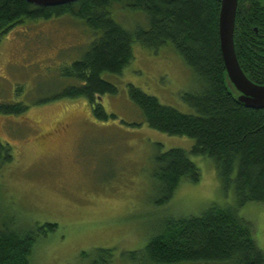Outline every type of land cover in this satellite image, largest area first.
<instances>
[{
	"label": "rangeland",
	"instance_id": "rangeland-1",
	"mask_svg": "<svg viewBox=\"0 0 264 264\" xmlns=\"http://www.w3.org/2000/svg\"><path fill=\"white\" fill-rule=\"evenodd\" d=\"M111 12L127 30L146 25L141 13ZM91 39L80 21L67 18L22 23L0 34V101L28 107L21 116L0 118V145L8 144L12 157L0 167V230L56 226L37 242L31 264H146L131 254L142 251L165 220L235 206L215 163L190 153L194 141L150 129L128 97L133 86L193 114L183 98L199 92L200 80L171 44L146 49L134 43L122 74L103 76L117 89L100 99L114 118L96 119L85 99L53 100L66 85L61 68ZM169 150L184 151L200 180L183 181L162 207L154 159ZM239 217L252 223L264 252V204L247 205Z\"/></svg>",
	"mask_w": 264,
	"mask_h": 264
},
{
	"label": "trees",
	"instance_id": "trees-1",
	"mask_svg": "<svg viewBox=\"0 0 264 264\" xmlns=\"http://www.w3.org/2000/svg\"><path fill=\"white\" fill-rule=\"evenodd\" d=\"M263 4L264 0H238L234 27L238 63L249 81L260 86H264ZM115 7L143 14L145 27L132 31L119 25L112 17ZM219 11V0H81L54 8L36 7L25 0H0L3 36L22 23L64 18L80 21L91 33V41L77 60L61 68L60 78L66 85L53 100L85 99L98 120L114 118L105 113L100 99L117 94L103 76L122 74L133 59L134 43L146 49L171 44L200 80L199 92L183 98L193 114L161 105L133 86L128 87V97L150 129L194 141L190 153L215 163L221 183L233 189L235 206L165 220L145 248L131 254L133 260L146 264H264L252 223L239 217L247 205L264 204V110L246 108L227 87ZM27 110L22 103L0 101V118L18 117ZM11 161L8 144L0 145V167ZM154 161L159 206L173 199L183 181L196 184L200 180L198 168L184 151L159 153ZM55 229L49 224L35 231L5 225L0 230V264H31L37 242Z\"/></svg>",
	"mask_w": 264,
	"mask_h": 264
},
{
	"label": "water",
	"instance_id": "water-1",
	"mask_svg": "<svg viewBox=\"0 0 264 264\" xmlns=\"http://www.w3.org/2000/svg\"><path fill=\"white\" fill-rule=\"evenodd\" d=\"M36 7L54 8L81 0H25ZM218 19L220 51L223 59L226 84L237 102L248 109L264 110V86L249 81L243 73L234 48V27L238 0H219Z\"/></svg>",
	"mask_w": 264,
	"mask_h": 264
},
{
	"label": "flooded vegetation",
	"instance_id": "flooded-vegetation-1",
	"mask_svg": "<svg viewBox=\"0 0 264 264\" xmlns=\"http://www.w3.org/2000/svg\"><path fill=\"white\" fill-rule=\"evenodd\" d=\"M263 6H264V4H263ZM255 34H257V31H255Z\"/></svg>",
	"mask_w": 264,
	"mask_h": 264
}]
</instances>
